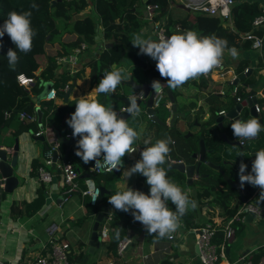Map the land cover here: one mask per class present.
<instances>
[{"label": "crops", "instance_id": "obj_1", "mask_svg": "<svg viewBox=\"0 0 264 264\" xmlns=\"http://www.w3.org/2000/svg\"><path fill=\"white\" fill-rule=\"evenodd\" d=\"M91 1L92 0L89 1V4L85 9L77 12L74 16L82 17L86 14H93L94 40L89 44L86 42V48L77 55L78 58L73 65H69L68 63L56 64L55 76L58 77L59 74H57V72L62 70L64 72L63 76H67V78H64L63 76L59 78L61 82L59 86L60 93L58 94L56 90L55 97L49 99L56 106H63L67 102L73 99H79L83 96L95 99L99 95L95 93L94 89L98 86L101 80L100 70L102 68H107L109 71H112L110 67L113 63L102 67L94 66V62L98 61L100 53L107 48L108 44L111 43V40L106 39L101 32L100 27L96 25V16ZM260 4L264 6V0H259V5ZM160 14L161 16H164V13L161 11ZM138 18L139 25L134 30L131 39L136 34H140L144 38L150 39H152L151 36L155 37L151 31L150 23L144 19L143 6ZM256 29L258 30V34L264 39V22ZM98 35H102L103 37L99 42L96 39ZM231 48L238 50L239 56L237 59H233L230 56L228 49ZM134 50L137 55L140 53L138 47H134ZM124 57H127V63L123 64L122 68L127 74V77L131 74L135 82L149 81L143 74L145 68L143 65L136 62L129 54L125 53L120 58ZM261 58L262 57L258 56L257 51L250 46L248 48H242L241 46L227 47L222 61L223 65L218 69L211 70L208 75L203 76L207 80L205 85H197L193 83V80H189L183 86L175 89L176 93L175 95H172L174 96L177 109L184 111L188 108L187 118H196L201 123V120L208 118L210 108L215 109L216 112L220 109L225 110L228 108V104L233 98V95L230 92V80H233L238 75L235 71V65L240 60H243L244 67H247V71H249L244 77L248 75L253 77V81L247 82L245 87L249 90H255L253 89V86L255 85V77H259L257 81L260 85L259 90L264 89L263 58ZM141 60L144 62L145 66L149 64L146 58ZM243 78L238 81L240 86ZM126 80L121 82L118 86L120 90L118 93L119 95H122L126 91L133 93L136 92L124 83ZM195 81L199 82V79ZM65 84L66 87L63 88ZM123 84H125V86H123ZM249 85H251L250 88ZM218 89H222L224 92L220 94L217 92ZM66 90H69V92L66 97H63V92ZM213 93H216L218 97L217 99L210 100L211 94ZM33 96L34 95H31V98H33ZM162 104V108L160 109L161 112H157V115L159 118L162 117V115L165 116L164 111L167 110L168 114H166L167 116L165 117L164 124H162L167 127L169 105L165 98ZM182 104H184L183 110L182 108H178L179 106H182ZM121 105L122 104H120V106ZM199 109L202 112L197 114L196 111ZM145 116L148 117L147 114H145ZM138 117L140 118L138 132L141 130L142 135L146 138L151 137L152 141L170 137V149H173L175 154L177 153V144L171 134L153 124L148 127L147 122H144L143 116H140L139 114ZM224 120L227 122L226 119ZM16 121L20 122V120H17L13 116L12 123L7 125L0 133L1 147L9 149L14 142V138H16L18 146L16 163L13 166V174L18 179V182L16 186L12 188L11 192L4 195L0 202V261L15 263L24 256H34L43 251V247L48 244V240L54 238L60 242H66L68 244V259L71 264H108L109 261H114L115 264H202L197 255V251L195 250L194 236L196 233V227L205 222H214L216 225H221L225 220L223 214L218 212L219 209L217 205H214L213 203L208 205L211 194L206 197H198L196 195L198 184H203L201 182L202 178L194 177L191 184H189L191 187L188 186L186 182L184 186V191L188 192L189 196L197 202V207L194 210L189 211L191 222L194 223V226L185 227L182 219H180L181 226L177 229L176 233H172L173 236L169 240H161L159 238L151 239V235H148L145 227H142L140 222L135 221L131 214L130 220L125 225L126 233L124 235V237H129V242L126 244L120 255L116 254L115 256H110L107 254L105 242L108 239L100 241L94 249L87 251V240L94 220V215L97 212H102L103 214L106 212L111 213L114 207L111 204L101 206L97 212L86 214L83 219H79V217L85 214V208L83 205L85 195H81L78 190L70 194H65L63 192V188L60 184V173L56 165L52 167L53 170H49L48 167L50 165L47 166V169L52 173V179L49 183L42 184L36 178V167L41 164V157L44 151V145L41 143L42 141L33 137V131L39 128L36 122V114L35 122L31 121L32 123H30L26 129L17 132L13 138L12 134L16 127ZM175 123L177 124L174 125L176 129L177 127H184L180 117H176ZM45 124L42 122V125ZM192 128H195V130H190L192 134L198 130L195 125ZM261 132L264 133V130ZM58 135L60 134L58 133ZM253 140L254 139L246 141H251L249 143H252ZM244 143L245 141L240 144L243 146V149L246 147ZM255 153L256 152L249 153L248 151V155L250 154L251 158H254ZM135 156L136 157L128 164H124L123 162L121 173L118 171V174L114 179L112 178L114 174L109 176L112 179L108 185L105 183L99 184L107 189V192H105L108 194L107 197L110 196L109 192L113 189L117 190V192H122L127 190V187H134L133 190H135L136 174H133L131 177L123 176L125 170L131 168L141 159L140 155ZM168 157L173 159L175 156L169 153ZM228 170L230 171V174H233L232 168ZM115 171L117 172V170ZM201 171H206L203 166ZM99 179L101 181L107 178L102 179L99 177ZM216 181L218 182L220 180L215 179V181H210V183ZM79 187H83L82 180L81 183H79ZM40 192L42 193V201L40 205L34 211L26 212V210H31V208L26 209L21 201H30ZM239 204H237L236 200L234 205L237 207ZM238 226V231L233 228V240L230 243L226 242L225 244V246L228 245L229 247L228 253L224 250V258L220 259L217 264H224L225 262L230 264H250L253 252L264 245V213L260 219H251L249 222L242 221ZM163 246H168L167 250H163ZM247 261H249V263H247ZM257 264H264V255L258 260Z\"/></svg>", "mask_w": 264, "mask_h": 264}, {"label": "trees", "instance_id": "obj_2", "mask_svg": "<svg viewBox=\"0 0 264 264\" xmlns=\"http://www.w3.org/2000/svg\"><path fill=\"white\" fill-rule=\"evenodd\" d=\"M90 0H0V26H2L8 17V13L12 11L23 12L31 11V23L36 35L33 38V46L31 52L28 54L19 53L15 44L11 41L10 37L5 34L2 39H0V133L3 131L4 127L11 124L13 120V114L15 111L23 110L26 112H31L34 109V99L31 95H36L41 89V83L44 80H51L52 87L60 93L59 86L60 80L57 79L55 67V58L62 54H67L71 51L72 47L77 45L80 41H85L88 44L93 42L94 34V19L91 14H86L82 17L74 16L77 12L85 9L89 4ZM136 1L137 0H92L93 11L96 16V21L100 26L101 32L106 39H110L111 43L108 44L107 48L103 50L98 61L94 62V66H108L114 62H117L123 54H129L136 62L143 65L145 68L143 74L149 81H162L166 80L162 78L156 69V65L147 64L138 57L134 46L132 44V34L134 30L139 25L140 15L136 12ZM157 2L160 11L164 13V25L166 32L169 35L184 32L186 30H193L197 32L199 36H211L215 35L219 38L225 39L228 42V47L230 46H241L242 48L249 47L248 40H240L237 37L239 32L253 31L258 33L256 28H252L251 20L254 15L260 11L259 0H234L235 2L230 6L231 24L235 29V32L231 31L226 24V21L221 17L216 15H208L199 12L191 13L190 10L186 11L182 8L176 7L172 4L171 0H151ZM35 3L39 6L38 10L31 9L30 6ZM237 33V34H236ZM9 49L18 52L19 62L15 67V70L9 68L7 61V52ZM244 68L243 60H240L235 65V71L239 75L242 73ZM24 73L28 76H34L35 81L28 85V87L22 86L17 83L16 75L18 73ZM63 70L57 72V74L63 76ZM58 75V76H59ZM67 78V76H63ZM253 77L251 75L245 76L241 80V86H238L237 94L240 98L244 93L249 91L245 87L247 82H252ZM207 80L201 76L199 82L193 80V83L197 85H205ZM231 84V83H230ZM173 95H175L176 90L171 89ZM115 93V92H114ZM113 93V94H114ZM113 94H99L95 100H98L101 104H104V100L112 97ZM217 94H211V99H217ZM78 99H73L67 102L63 106H56L51 100H40L39 106L42 110V122L47 125L52 126L60 135L68 134L73 137V130L66 123L67 119H70L71 114L75 111V103ZM234 103V98L231 99L228 106ZM107 107V106H106ZM178 108H184V104ZM4 111H10L11 115L9 117H3ZM201 113L200 109L196 111L197 114ZM215 109L210 108V113L208 118L212 119L215 116ZM165 116L162 115L160 119L163 121L167 116V110L164 111ZM261 118V124L264 126V107L258 112ZM140 118L136 116L133 118L129 116L127 122L135 130L138 131V123ZM35 122V121H34ZM32 123L29 120L26 121H16V127L13 131L12 137L16 135L17 132L26 129L27 126ZM153 123V121H152ZM148 127L151 126V121H148ZM161 127V126H160ZM171 126L170 128H172ZM213 130V129H212ZM264 133L260 132L258 137L251 141L245 140V148L240 151L239 155L234 158L236 166L239 169L240 163L243 162L247 165L245 174L251 172L252 162L254 158L248 155V151L257 152L260 149H264ZM196 139L199 137L204 138V142L207 147H214L215 135L210 130H205L202 128L199 133L192 134ZM79 139V137H77ZM164 139V138H161ZM156 140L152 142L155 143ZM45 148L46 142L42 140L41 142ZM177 153L170 149V154L175 156L173 159H185L191 161L189 158V153L197 148V143L189 139L181 140L177 142ZM76 143L69 146L66 160L69 161L78 170V182L81 183L82 177L80 174L87 172V167L89 165L85 164L82 159L75 155ZM144 148V146H143ZM58 150L61 154L64 151V145L60 142L58 144ZM244 150V151H243ZM243 153L244 156H240ZM213 157V154H209ZM51 166V165H50ZM48 167L49 170H53L52 167ZM228 167V166H224ZM228 169H230L228 167ZM117 175L112 176L114 179ZM177 176V175H176ZM96 183L99 185L101 183L109 184L111 177L101 180L97 175L93 176ZM168 179L181 187L184 191L185 181L181 175L177 176L176 181H172L171 177L167 175ZM257 186H248L246 193L251 192ZM135 190L141 191L145 194L150 193V186L146 183V178L141 174H136L135 177ZM196 195L204 196L211 194V198L208 201V205L213 203L217 205L218 212L223 214V218L229 216L235 209V201L237 204L241 202L240 197L237 196V192L233 187L228 185L223 180L198 184L196 190ZM117 190L113 189L109 192V195H114ZM261 189L256 188L253 201L256 204L264 205V202L260 200ZM108 194L104 193L101 199L94 205H89L87 196H84L83 205L85 208V214L79 217L83 219L86 214L97 212L101 206L109 205L107 197ZM192 199V197H190ZM42 201V193H38L30 201H21L24 207L31 208L26 210V212L34 211ZM28 206V207H27ZM13 207V203H12ZM168 207L175 211V205L170 201L168 202ZM190 211V210H189ZM189 211L181 217L185 227L194 226L191 222ZM131 211L123 212L112 209L111 220H110V231L108 240L105 242L106 252L110 256H115L116 243L119 239L124 237L126 233V223L130 220ZM189 219V220H188ZM215 224L214 222H211ZM117 233L119 234L117 236ZM222 239V230L220 225H216V230L212 236V242L219 243ZM264 255V245L253 252L250 264H257L258 260ZM114 262V261H113Z\"/></svg>", "mask_w": 264, "mask_h": 264}, {"label": "clouds", "instance_id": "obj_3", "mask_svg": "<svg viewBox=\"0 0 264 264\" xmlns=\"http://www.w3.org/2000/svg\"><path fill=\"white\" fill-rule=\"evenodd\" d=\"M30 8L38 10L39 6L33 3ZM31 15V11H12L0 26V39L7 34L19 53L28 54L32 50L36 32L32 27ZM96 39L99 42L103 37L98 35ZM131 42L134 47L139 48L141 54L157 62V71L167 81L166 85L158 80L152 82L151 87L155 94L162 93L165 86L168 89H177L189 80H198L201 76H206L222 63L225 49L228 47L225 39L215 35L199 36L193 30L172 34L158 41L136 34ZM18 52L12 49L7 52L6 58L12 70H15L19 62ZM228 52L233 59L239 56L235 48L228 49ZM127 78L124 69L109 71L94 91L97 94H112ZM129 102L126 112L135 118L141 109L135 98H131ZM75 105V111L66 121L73 130V137H79L75 155L85 164L94 161L93 169L98 173H112L113 170L123 168L122 158L137 151V141L141 139V132L130 126L127 119L118 116L112 107H106L98 100L83 96ZM231 128L240 143L258 137L264 130V126L256 118L247 121L235 119L231 123ZM170 143V137L156 140L155 143L151 137L143 139L145 148L140 153L141 159L123 172L124 177H131L133 174L144 176L147 185L150 186L149 194L127 187V190L118 191L108 199L109 204L116 210L126 213L131 211L134 220L145 227L148 235L155 234L159 237L174 233L181 226V217L197 207V202L190 199L189 193L167 177L163 166L170 153ZM240 156H244L243 153ZM255 157L251 172L248 174H245L247 165L240 163V185L243 187L248 183L259 187L261 189L259 197L264 202V149L258 150ZM99 196L100 189L96 190L92 201ZM169 201L175 205V211L168 207Z\"/></svg>", "mask_w": 264, "mask_h": 264}, {"label": "built area", "instance_id": "obj_4", "mask_svg": "<svg viewBox=\"0 0 264 264\" xmlns=\"http://www.w3.org/2000/svg\"><path fill=\"white\" fill-rule=\"evenodd\" d=\"M182 2L189 10L208 14V15H216L221 17L226 21L229 29L235 32L231 24V15H230V6L234 3V0H178ZM260 11L253 16L251 20L252 28H257L259 25L264 22V6L261 4ZM144 19L150 23L151 31L155 36V39L158 41L161 38H168L169 35L166 32L164 25V17L160 14V8L157 2L149 0L148 2H144ZM98 24V21H97ZM100 27V26H99ZM237 34V33H236ZM237 37L240 40H248L249 46L256 50L259 57H262L263 60V69H264V39L261 35L253 31L239 32ZM86 48V42L80 41L77 45L73 46L71 51L67 54L59 55L55 58L56 64L68 63L69 65H73L76 61L77 55ZM223 65L221 63L219 66L214 69H218ZM247 67H244L242 73H245ZM109 70L107 68H102L100 70V79L108 73ZM208 75V74H207ZM17 83L28 87L31 83L35 81L34 76H28L24 73L20 72L16 75ZM231 89L230 92L233 95L235 101H239L241 98L237 94L238 91V82L232 83L230 80ZM66 87V84L63 88ZM218 93L222 94L224 91L222 89L217 90ZM113 94V93H112ZM56 95V89L54 87H50V89L45 94V100H49L54 98ZM257 96H260L264 100V89L258 92H255V100L252 102L253 109L255 112H259L262 107H264V103L260 104L257 101ZM133 97L139 98L141 101L144 100L142 97L141 91H136L130 95V99ZM165 98V92L163 90L160 94L152 95L151 105L150 107L155 109L158 105L161 104V101ZM124 107L121 105L115 111L118 113L123 110ZM259 109V111H257ZM224 109H220L217 113H223ZM11 115L10 111H4L3 117H9ZM14 118L20 121H34L35 120V112L32 110L31 112H26L23 110L15 111L13 114ZM34 136L42 135L43 140L46 142V147L44 148L41 164L36 167V178L42 183H49L52 179V173L47 169V166L52 163V151H55V165L60 173V184L63 188V192L65 194H70L76 190L80 192L81 195L87 196L89 205H94L97 203V199L92 201L93 196L96 193V190L99 189V185L94 181V175L99 174L96 170H94L95 162L92 161L89 163L87 167V176L82 177L83 187H79L78 182V170L66 159L62 158L61 153L58 151V144L60 143L57 140L56 130L50 125H42V127L33 131ZM65 137H70L68 134ZM239 144L240 143L239 141ZM143 148L141 146H137V151L134 153L135 155H140ZM141 156V155H140ZM60 160V161H59ZM59 161V162H58ZM57 162V163H56ZM2 182L0 181V185ZM258 188V187H256ZM256 188H254L251 192L245 193L242 199V202L235 208L230 216L225 218L223 224L220 225L222 230V239L219 243L212 242V236L216 230V224H212L210 222H205L196 227L197 231L194 236V243L197 246V255L202 264H217L220 259H223L225 256L224 246L227 242V237L233 231V227L231 224L235 221H243L244 215L248 212L252 214V219L257 220L260 219L264 213V205L256 204L252 198L255 194ZM131 189H134L132 187ZM110 220L111 213L106 212L103 214L101 221L97 226V234L99 236L100 241H105L108 239L109 231H110ZM142 227H144L142 225ZM173 236H167L169 239ZM129 242V237L125 236L119 239L116 243L115 251L117 255H120L126 244ZM168 246H163V250H167ZM249 263V261H247ZM0 264H71L68 259V244L66 242H60L54 238L48 240V244L43 247V251L34 255V256H24L20 260L15 263L10 262H2ZM108 264H115L113 261H109ZM224 264H230L225 262Z\"/></svg>", "mask_w": 264, "mask_h": 264}, {"label": "water", "instance_id": "obj_5", "mask_svg": "<svg viewBox=\"0 0 264 264\" xmlns=\"http://www.w3.org/2000/svg\"><path fill=\"white\" fill-rule=\"evenodd\" d=\"M53 1L54 0H52V2ZM148 1L149 0H145L144 2H148ZM171 2L176 7L189 11L188 7H186L182 2L180 1L174 2V0H171ZM138 57L140 59L146 58L150 65H156L157 63L155 60L151 59L149 56L147 55L144 56L141 53H138ZM248 73L249 71L246 70L245 73H241L237 75L232 80V83L234 84L238 82L241 78L244 77V75H247ZM160 82L161 84L166 85V81L162 80ZM124 83L130 86L132 90L142 92V97H144V100L141 101L137 97H133V98L136 99L138 105L140 102H142L143 104L142 112L148 115L149 120L154 121L157 124H164V121L160 119L159 116L157 115V111L150 107L151 98L154 93V90L151 87L152 81L135 82L133 80L132 75L130 74L128 76V79ZM50 87H52V82L50 80H44L41 83L40 91L36 95L33 96L34 103H35L34 111L36 114V122L39 128L42 127V110L39 106V101L41 99H44L45 94L50 89ZM250 87L251 85H249V88ZM68 92L69 90H66L65 92H63V97H66ZM164 92H165V99L167 100L168 105H169L168 106V110H169L168 125L169 126L177 125L175 123L176 117H180V119L183 122L184 127H190L191 125H196L199 127V130H201L202 127L200 128V122L196 120V118H193L192 122L190 123L186 122L188 113L177 109L176 102H175L174 96L172 95L171 89H168L165 86ZM132 93L133 92L126 91L122 95H119V96L114 95V94L112 95V97L119 100L122 106L124 107L123 110L117 113L118 116H121L125 119L129 118L130 114L126 112V108L128 107L130 103L129 102L130 95ZM254 100H255V91L251 89L248 91L247 95L244 98H241L239 101H234V103L231 106H228V108H226L223 113L215 112V117H214L213 122H211L210 125L205 127V130H210L211 132H213L214 135H215V129H218L220 131L219 138L224 140L230 147L226 152V155L228 157L229 155L232 154V150L235 146L237 147L240 146L238 139L236 138L230 139L227 133L225 132V130L228 128L231 129V131H233L231 128V123L235 119L247 121L248 119H251V118H256L260 121V123L262 122L261 118L258 116V113L255 112L253 109L252 102ZM224 119L227 120L225 124H223ZM56 134H57V140L64 144V151L62 154V158L66 159L69 146L73 143H76L78 141V138L77 137H65L63 135H58L57 132ZM190 135H192V132L188 130L184 134V137H187ZM33 137L40 141L43 140L42 135L33 136ZM17 147L18 146H17L16 138H14V142L10 146L9 149L0 146V181L2 182V184L0 185V202L2 198L4 197V195L6 193L11 192L12 188L16 186L18 182V179L13 174V166L16 163ZM169 148H170V144H169ZM217 151L218 150L216 149V147H207L204 142V138L199 137L197 141V148L192 150L188 155L191 161H187L185 159H170L168 157L166 164L163 167L166 169L167 175L171 177L172 181H176L177 176L181 175V177L184 178V181L187 184H191L192 179L194 177L196 178L207 177L208 178L211 176L210 172L201 171L202 166L206 165L213 170H217L222 176L221 180H223L228 185L233 187L235 191L237 192V195L242 200L244 197V194L246 193L247 187L253 186V185L245 183L244 186L241 187L240 179H239V169L236 166L235 160L233 158H228L230 160L216 161L215 157H216ZM209 154H213V157L209 156ZM54 165H55V151L53 150L51 167H54ZM224 166H228L229 168H232L233 174L228 173L229 170L225 171L226 167ZM87 175L88 174L86 172L81 174L82 177L87 176ZM110 175L111 173H106V172L97 174V176L102 179L108 178ZM99 189H100V196L98 197L97 202L99 201L102 194L107 192V189L102 185H99ZM102 217H103L102 212H97L94 215V220L92 222L91 230H90L89 237L87 240V245H88L87 251H91L92 249H94V247L98 243H100L99 236L97 234V226H98V223L101 221ZM251 219H252V214L248 212L244 215L243 221L249 222L251 221ZM154 238H159L161 240H169L167 236L159 237L155 234L151 235V239H154ZM233 238H234V235L232 231L230 235L227 237V243H230L233 240ZM228 248H229L228 245L224 247V250L226 253H228ZM195 250L197 251L196 245H195Z\"/></svg>", "mask_w": 264, "mask_h": 264}, {"label": "rangeland", "instance_id": "obj_6", "mask_svg": "<svg viewBox=\"0 0 264 264\" xmlns=\"http://www.w3.org/2000/svg\"><path fill=\"white\" fill-rule=\"evenodd\" d=\"M178 0H174V2H177ZM143 2H144V0H137L136 1V12H138L139 14H140V12H141V8H142V6H143ZM174 5V4H173ZM190 12L191 13H193L191 10H190ZM92 16H93V14H91ZM147 21V20H146ZM97 26H99L98 24H96ZM96 27V26H95ZM154 36V35H153ZM151 38L152 39H155V37H152L151 36ZM156 40V39H155ZM77 58H78V56H77ZM77 58H76V60H77ZM127 63V57H124V58H120L117 62H114L112 65H111V70L113 71V70H118V69H123L122 68V65L123 64H126ZM262 67V66H261ZM124 74L127 76V74L124 72ZM60 77H62L61 75H59L58 77H57V79L59 80V78ZM258 78L259 77H255V85L253 86V89H255L254 91L255 92H258V91H260L259 90V84L257 83V81H258ZM123 82V81H122ZM123 86H125V84H123ZM120 92V90H119V88L117 87V89H116V91H115V93H114V95H119L118 93ZM247 94L246 93H244L243 94V96L241 97V98H244L245 96H246ZM105 96H108V95H105ZM235 101V100H234ZM257 101L260 103V104H263L264 103V100L260 97V96H257ZM162 102H164V100H162L161 101V104L160 105H158L156 108H155V110L159 113V112H161L160 111V109L162 108ZM106 103V105L105 106H107V107H112L113 109H116V108H118L119 106H120V101L119 100H117V99H112V98H108V99H105L104 100V104ZM187 105V104H186ZM139 107H140V109H141V111H140V116H143V119H144V122H147V124H148V120H149V118L148 117H146L145 116V113H143L142 111H143V104H142V102H140L139 103ZM187 110H184L186 113L188 112V108H186ZM214 120V118L212 119V121ZM226 123V121L225 120H223V124H225ZM151 124H153V125H155L156 127H160L161 126V129H163V130H166L169 134H171V136L173 137V139L176 141V143L177 142H180L181 140H187V139H189V140H191L192 142H193V144H196L197 143V141H198V138L196 139V137L194 136H187V137H184V134L189 130H195V128H192V129H188V130H186V131H184L185 130V127H177V129H176V127H172V128H170L171 126H167V127H165V126H163L162 124H157V123H155L154 121H153V123H152V121H151ZM211 124V119H209V118H205V119H203V120H201V123H200V128L202 127H207L208 125H210ZM5 128V127H4ZM198 128V130L197 131H195L194 132V134H197V133H199V127H197ZM140 132H141V130H140ZM219 133H220V131L218 130V129H215V135H216V137H215V140H214V147H216V149L218 150L217 151V153H216V157H215V160L216 161H222V160H230V159H228L229 157L226 155V152H227V150L230 148L229 147V145L224 141V140H222V139H220L219 138ZM1 135V134H0ZM168 136H170V135H168ZM146 137L145 136H143L142 135V133H141V139L140 140H138L137 141V144L138 145H140V146H144V148H145V145H143V139H145ZM230 138H232L233 139V137H230ZM234 150H238V147L237 146H235L234 148H233ZM234 152V151H233ZM136 156L134 155V153H132V154H126L122 159H123V162H124V164H128L129 162H131V160L133 159V158H135ZM230 158H236L235 156H232V155H230ZM203 168H204V170H206L207 172H210V177H204V178H202V183L203 184H205V183H209L210 181H213V180H215V179H218V180H221L222 179V176L220 175V173L217 171V170H213V169H211V168H209L208 166H206V165H203ZM121 170L122 169H120V170H117V172L115 171V170H113V172L111 173V174H114L115 173V175H117L118 174V171H119V173H121ZM225 171H228V168L226 167L225 168ZM228 173H230V171H228ZM120 175V174H119ZM95 179V178H94ZM188 186H190L191 187V185H189V184H187ZM240 222H242V221H235V222H233L232 224H231V226L235 229V230H239V226H238V224L240 223ZM177 232V230L175 231V233ZM237 233V232H236Z\"/></svg>", "mask_w": 264, "mask_h": 264}, {"label": "flooded vegetation", "instance_id": "obj_7", "mask_svg": "<svg viewBox=\"0 0 264 264\" xmlns=\"http://www.w3.org/2000/svg\"><path fill=\"white\" fill-rule=\"evenodd\" d=\"M192 120L193 119H189V118H187V120H186V122H188V123H190V122H192ZM197 120V119H196ZM196 126V125H195ZM192 127H194V125H191L190 127H185V131L186 130H188V129H190V128H192ZM198 127V126H197ZM225 132L227 133V135H228V137L230 138V137H233V139H235V136H234V134H233V131H231V129H226L225 130ZM230 139H232V138H230ZM242 148H243V146L242 145H240V146H238V150H232V156H235V157H237L238 155H239V153H240V151L242 150ZM234 151V152H233ZM229 158H230V155H229Z\"/></svg>", "mask_w": 264, "mask_h": 264}]
</instances>
